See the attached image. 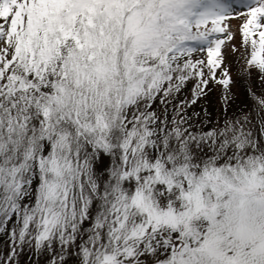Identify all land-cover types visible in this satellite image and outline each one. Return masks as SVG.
I'll return each mask as SVG.
<instances>
[{
  "label": "snow or ice",
  "instance_id": "obj_1",
  "mask_svg": "<svg viewBox=\"0 0 264 264\" xmlns=\"http://www.w3.org/2000/svg\"><path fill=\"white\" fill-rule=\"evenodd\" d=\"M0 264H264V0H0Z\"/></svg>",
  "mask_w": 264,
  "mask_h": 264
},
{
  "label": "rangeland",
  "instance_id": "obj_2",
  "mask_svg": "<svg viewBox=\"0 0 264 264\" xmlns=\"http://www.w3.org/2000/svg\"><path fill=\"white\" fill-rule=\"evenodd\" d=\"M233 24H234V29H235L236 22H233ZM237 44H238V40H237ZM229 59L232 60V62H233L232 63V67H233V71H234V74H235L236 70H238L241 67V65L243 64L242 56H241L240 53H236V54L229 53ZM237 61H239V62H237ZM185 95L186 96H190L191 92L186 90ZM193 107H195L196 110H200L201 107L207 108L209 111H212L213 109H217L215 96H213L210 93V99L203 101L202 104L198 103V105H195ZM211 114H212V112H211ZM212 115L214 117V113Z\"/></svg>",
  "mask_w": 264,
  "mask_h": 264
},
{
  "label": "trees",
  "instance_id": "obj_3",
  "mask_svg": "<svg viewBox=\"0 0 264 264\" xmlns=\"http://www.w3.org/2000/svg\"><path fill=\"white\" fill-rule=\"evenodd\" d=\"M201 110V109H200ZM200 110H197V111H200ZM215 110V111H214ZM217 109H213L212 111H209L210 113L212 112V114L214 113V116H215V112H216Z\"/></svg>",
  "mask_w": 264,
  "mask_h": 264
}]
</instances>
